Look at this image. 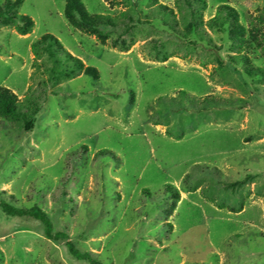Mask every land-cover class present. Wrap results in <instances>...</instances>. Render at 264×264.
Instances as JSON below:
<instances>
[{"label":"rangeland","instance_id":"rangeland-1","mask_svg":"<svg viewBox=\"0 0 264 264\" xmlns=\"http://www.w3.org/2000/svg\"><path fill=\"white\" fill-rule=\"evenodd\" d=\"M79 1L88 16L155 9L148 0ZM225 1L207 0L204 21ZM159 2L176 11L174 0ZM229 4L252 17L264 11V0ZM64 8L65 0H21L16 12L32 20L31 32L0 25V88L23 114L39 108L30 132L0 121V204L39 208L67 240L45 239L37 215L0 208V264H88L66 241L100 264H264V83L244 87L218 68L213 56L226 49H187L148 27L122 52L113 33L102 43L73 29ZM45 35L61 46L56 65L32 48ZM155 39L165 62L151 49ZM66 54L96 78L60 74L71 67ZM207 95L231 103L189 111L187 96ZM246 175L253 178L227 189ZM168 186L179 191L173 209Z\"/></svg>","mask_w":264,"mask_h":264},{"label":"trees","instance_id":"trees-1","mask_svg":"<svg viewBox=\"0 0 264 264\" xmlns=\"http://www.w3.org/2000/svg\"><path fill=\"white\" fill-rule=\"evenodd\" d=\"M148 2L155 8L149 15L134 9L133 13H123L121 16L112 17L109 15L88 16L79 0H65L63 14L73 29L93 35L102 43L109 38L110 34H115L116 39L122 41V48H120L122 52H128L132 47L134 32L138 27H148L163 33L170 37L172 43H179L187 49L196 50L200 46H214L217 50L226 49L228 53L223 57L213 56L218 68L222 69L225 65L236 72L244 87L248 86L247 80L253 83H264V11H257V16L252 17L244 13V10L234 8L229 4L230 0H226L216 7L213 17L204 21L203 12L208 9L207 0H174L176 11L172 7L161 4L159 0H148ZM20 5L21 0H6L0 4V25L13 27L17 34L25 36L31 32L33 22L29 17L17 14L16 10ZM111 5H113L112 2ZM207 30L220 35L218 38L221 42L220 46L213 44V39ZM124 38H128L130 41L125 43ZM149 44L157 54V61H167L168 54L163 50L164 44L161 39H155ZM32 48H37V51L41 50L46 60L50 61L52 65L57 64L56 49L61 46L54 37L45 35L34 42ZM66 56L71 61V67H66L60 72L64 77L68 78L74 72H79L96 78L97 72L94 68L86 67L83 62L69 54ZM57 75V72L52 73L53 78ZM187 99L190 100L189 111L194 110V113L209 111L216 106L227 108L231 103L213 95L196 100H191L190 96H187ZM18 102V98L10 90L4 87L0 88V121L20 122L22 129L30 132L34 128L39 108L35 105L26 114H23L16 106ZM191 118L192 116H190ZM98 154L105 156L112 153L100 151ZM252 178V175H246L242 180L228 184L227 189L234 191ZM164 193H167L174 202L171 206L173 209L176 206V201L180 198L179 191L168 186L164 189ZM0 208L10 217L37 215L42 222L45 239L54 242L67 240V235L64 232H53L50 219L35 206L29 209H19L0 204ZM65 245L70 255L75 259L88 264H100L91 253L79 252L71 241H66Z\"/></svg>","mask_w":264,"mask_h":264}]
</instances>
